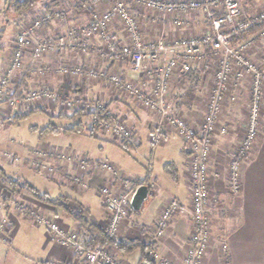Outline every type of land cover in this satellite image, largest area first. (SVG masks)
<instances>
[{
    "label": "crops",
    "instance_id": "crops-1",
    "mask_svg": "<svg viewBox=\"0 0 264 264\" xmlns=\"http://www.w3.org/2000/svg\"><path fill=\"white\" fill-rule=\"evenodd\" d=\"M239 1L241 12L247 18L254 13V8L263 3L262 0ZM127 2L131 12L137 17L147 40L172 42L184 33L195 36L210 30V20L202 11L180 15L176 12L152 13L151 10L135 6L131 0ZM108 3L101 4L99 9H105ZM59 5H63L67 10V15L63 20L52 15L53 9ZM43 11L49 12L51 19L44 29L35 33L36 40L42 37L54 38L70 26L79 27L87 24L91 10L84 7L81 0H38L22 15L30 14V18H33ZM20 19L21 24L23 20ZM174 19H181L182 24H175ZM110 30L115 41L114 53L104 61L105 67L110 70L120 69L124 79L140 81V83L151 81L149 71L156 69L159 62L145 60L140 71H133L128 58L121 56V46L128 43V36L121 22L113 21ZM256 32L257 28L253 27L233 40L255 37ZM255 44L247 50L248 56L251 55L253 58L259 52L255 50L256 48L253 49ZM261 46H264V43ZM100 48L101 42L98 36L93 35L89 39V49L84 54L79 52H66L63 55L47 54L34 62L31 52L26 50L24 53L25 66L21 73H17L15 78L10 80V86L11 88L15 86L14 91L21 86L22 92L46 86L55 92L58 99L76 95L87 100L98 98L105 102L113 114L122 117L132 127L136 136V142L133 144L114 138L110 140L107 136L103 138V141L110 140L119 143L134 154L141 152L144 146L149 147L150 145V163L145 172L137 169V171H130L128 176L139 182L130 187L132 193L137 186L145 184L149 189L148 197L137 212L130 207L127 218L120 225L116 240L128 239L139 240L146 244L151 243L155 260L164 259L173 264H181L191 233L188 188L189 153L184 139L176 135L171 126L165 123L163 143L152 146L149 142V133L159 120L156 114L143 109L136 102H131L128 97L113 89L103 79L88 82V79L81 76H61L55 72L50 74L38 72L35 75L30 73L34 66L55 67L60 61H67L70 65L77 64L83 70L97 68L101 65L98 57ZM11 52L7 54L5 49H0V73L6 67ZM262 68L264 69V66ZM213 73L214 68L206 67L201 61L193 63L189 72L178 71L170 79L171 89L174 92L167 101L172 111L190 124H199L205 113L204 103L214 82ZM133 77L136 79L134 80ZM145 88L148 90V87ZM249 95V77L230 80L226 91L227 99L223 104L219 120V125L227 126L228 135H219L215 139L208 174L210 202L206 214L212 233L227 242L228 264H264V118L260 120L262 131L258 132L250 154L242 162L240 191L233 194L228 189L229 157L241 140L246 120V114H242V108L248 106ZM44 105L50 104L45 103ZM49 108L44 107V114L47 117L49 115L54 117L56 110ZM9 113L3 114H7V120L12 122L13 115L8 116ZM37 132L33 133L37 135L33 143L27 142L13 146V150L25 158L21 165L12 166L3 156L2 158L0 156V168L7 175L26 181L50 197H68L71 206L83 211L87 221L102 228L106 221V212L99 196V188L108 185L113 189H120L119 179L99 166V162L103 159L92 160L86 154L88 157L86 176L88 186L79 190L73 182L76 164H65L55 157L58 151L70 150V147H63L56 142L58 139L65 138L69 133H49L40 138ZM33 150H40L44 153L38 160L44 159L48 165H51L54 168L52 174L47 176L45 172L36 167L34 163L38 160L33 155ZM71 151L80 153L75 149ZM155 162L160 165V168H153ZM39 175L44 176L46 180L40 178ZM179 183L187 191L185 197L178 195L175 189ZM0 191L5 197L0 205V264H72L75 261L76 255L73 248L60 244L47 226L37 222L31 212L58 223L63 229H76L87 234L72 217L67 216L60 207L39 201L26 191L12 193L2 182L1 177ZM93 196L96 197L95 203L92 202ZM170 198L178 201L179 211L171 217L164 232L157 235L156 221ZM147 201L149 204L144 206ZM104 247L110 248L112 256L122 264H143L139 249L132 252H120L109 245ZM217 247L215 240H211L201 264H224L221 251Z\"/></svg>",
    "mask_w": 264,
    "mask_h": 264
},
{
    "label": "built area",
    "instance_id": "built-area-1",
    "mask_svg": "<svg viewBox=\"0 0 264 264\" xmlns=\"http://www.w3.org/2000/svg\"><path fill=\"white\" fill-rule=\"evenodd\" d=\"M135 5L154 12L169 14L176 12L186 14L197 10L204 12L210 20V30L207 33L195 36H181L172 42L163 40H147L139 26L137 17L131 12L127 0H81V4L89 8L90 16L87 24L83 26H70L64 32L54 38L42 37L35 39V33L46 27L51 19L49 12L43 11L38 16L21 22L14 35L11 57L8 68L0 74V111L3 104L10 108H18L22 104H31L36 101L49 102L57 97L49 87L40 86L20 94L14 93L10 86L12 73L15 75L24 68V53L29 49L32 61L36 62L44 55L66 52H79L84 54L89 49V39L96 35L101 42L99 51L100 66L83 70L79 65H70L67 61H60L55 67L50 65L34 66L30 73L81 76L88 80H105L113 89L121 94L134 99L142 106L157 112L160 120L156 122L149 133V141L152 146L164 141L165 123L169 124L174 133L183 138L188 150L189 180L188 188L191 198V233L189 245L181 264H201L209 245L210 229L207 217V205L209 200L208 166L211 153V144L216 133V122L222 109V103L226 97V91L230 80L249 77V115L245 125L246 135L236 148V152L229 157V181L228 189L237 194L240 191L241 166L248 157L253 141L258 134L260 106L263 101L264 69L256 61L250 58L247 50L257 39H264V2L261 9L253 13L249 18H244L241 13L239 0H131ZM109 2L105 9L99 6ZM52 15L63 20L67 10L63 5L53 9ZM121 22L128 36V43L121 46L122 58H128L130 68L140 71L145 60L159 62L157 68L149 71L151 83L146 91L145 84H137L131 79H124L121 74L113 69H107L104 61L114 53V37L110 30L113 21ZM174 23L181 25V19H174ZM256 27L255 37H240L251 28ZM170 53L169 55H167ZM208 54L218 55L217 67L214 70V82L209 90L206 101L205 113L199 124L192 125L182 117L174 113L168 103L170 79L180 72H189L193 63L204 62ZM37 64V63H36ZM207 67V64H205ZM83 101L86 108L100 110L103 114L112 118L108 127L115 139L131 142L133 138L124 119L120 116H112L113 112L100 99L87 100L78 96L59 99V105H69L72 102ZM167 101V102H166ZM163 118V119H162ZM92 131L103 126L104 120L92 118ZM1 122V121H0ZM107 122V121H106ZM243 130V131H245ZM226 127H220L219 133H225ZM36 160L44 153L33 150ZM56 158L64 163L77 165L73 179L81 186H86L78 171H84L88 166V157L71 150L58 151ZM14 160V159H13ZM35 160V161H36ZM43 172L53 171L44 159L34 163ZM99 166L107 170L119 179L120 189H113L105 185L99 188V196L106 212V221L102 229L109 239H117L120 225L126 219L130 211L132 190L130 187L139 182L129 177L121 176L118 171L107 161H100ZM166 206V207H165ZM155 224L157 235H161L171 219L179 211V203L176 199L166 202ZM37 222L47 226L57 241L68 247H72L76 259L72 264H122L115 259L108 247L92 245L90 237L79 230L63 229L56 222L31 212ZM222 251H227V244L220 243ZM154 259L152 249L149 250ZM155 260V259H154ZM157 264H173L171 261L156 259ZM69 264V263H64Z\"/></svg>",
    "mask_w": 264,
    "mask_h": 264
},
{
    "label": "rangeland",
    "instance_id": "rangeland-1",
    "mask_svg": "<svg viewBox=\"0 0 264 264\" xmlns=\"http://www.w3.org/2000/svg\"><path fill=\"white\" fill-rule=\"evenodd\" d=\"M168 1H170V0H168ZM198 1H205V0H198ZM262 1L264 2V0H262ZM262 5L263 4H259L256 8H254L255 9V10L253 9L254 13L256 11H258L259 9L263 8ZM9 6H10V0H0V44H2L1 45L2 47L0 49H5L7 54H9V52L12 51L11 48H12L13 43H14V41H13L14 40V35L16 33L17 27L20 24V22H19L20 17H21V19L23 21H27L30 18V14H28L29 17L22 15V14L26 13L27 10L24 11L23 13H21V14H17ZM135 6H137V5H135ZM190 12H197V10H193V11H190ZM152 13H154V11H152ZM242 16L244 18H247V17H245L243 15V13H242ZM187 35L190 36V33L189 34L184 33V34H182L180 36H187ZM257 41L258 42H255L256 44L253 47V49L256 48L255 50H259V52L254 57L255 59L251 55H249V57L251 56L250 58H252L258 64L259 63L263 64V65H260V67L262 68V66H264V46H261V45H262V43H264V40L263 39H258ZM232 42H235V40L232 41ZM28 51H29V49H28ZM9 60H10V58H8V62L5 65L6 67L4 68V70L8 68L7 66H9ZM217 60H218V55L213 56V54H208L207 57L204 58L205 64H207V66L210 67L211 69L214 68V70L217 67ZM38 64H41V63H38ZM113 70L116 73L121 74L120 69H113ZM21 72H22V70H20L19 73H21ZM15 76L16 75L14 73H12V78L13 77L15 78ZM135 77H133L134 80L136 79ZM87 81L90 82L91 80H87ZM136 83L139 84L140 81H138ZM150 83H151L150 81L147 82V83H144L145 87H148V89H149V84ZM171 87L172 86L170 85V90H169V94H168L169 98H171V96H172V94L174 92V90H172ZM12 88L14 89L15 86H13ZM37 88L38 87H36V89ZM144 92H148V91L146 90ZM263 92H264V89H263ZM76 96H78L79 99L82 98V96H80V95H76ZM63 98H66V97H63ZM63 98L60 97V100L63 99ZM67 98H72V97H67ZM128 98L131 100V102L132 101L136 102L134 99H132L130 97H128ZM226 99L227 98L225 97L224 100H223V103H222V107H223V104L225 103ZM206 101H207V99H206ZM206 101L204 103L205 106H206ZM43 102H44L43 100L42 101H36V102L28 104V105L21 103V105L17 109L16 108H10L6 104H3L2 107H1V111L0 112L2 114L0 113V121H1L0 122V156H1V158L3 156V158L6 160V162H9V164H11L12 166H16V165H19V164L21 165L25 161V158H24L23 155L15 152L13 150V146L14 145L25 144L27 142L33 143L34 141H36V136L37 135L33 134V133H36V131H31V127L32 126L38 125V128L41 129V128L44 127L43 125H47L49 122H54L55 124L60 125V126H69V125L73 124L74 122H77V120H79V118H75L74 120H69V119L59 118V117H56V116L61 114V113L71 114L74 110L79 109V108H84L85 111H92L91 107L86 108L83 105L84 104L83 101H77L76 103L72 102L69 105H63L61 107L59 105V99L57 97H55L49 102L50 105H48V106H50V108L48 106L44 105L45 103L47 104V101L45 103H43ZM102 102H104V101H102ZM137 104L141 105L140 103H137ZM44 107L52 109V110L53 109L56 110L55 111L56 112L55 116L50 118V120H49V117H47L44 114V112L41 111V109H44ZM142 107H143V109H145L147 111H150V112H153L154 114H156V116L158 117L159 120L161 119L157 112L151 111L149 108H147L145 106H142ZM33 109H36V110L38 109V112L32 114V116H27V117H24V118H21V119H14V117H13L12 118V122L7 120V114H3V113H9V112L10 113L14 112V114L23 112L21 114H24L25 112L27 113V112H29L30 110H33ZM242 110H243V113L242 112L241 113L242 114H246V118H245L246 120H245L244 127H243L244 130H245L246 129L245 125H247L248 115H249V102H248V106H246L245 108H242ZM221 112H222V109H221ZM221 112L219 113L218 118H217V122H216V128H217L218 131H216V133L214 134V139H213V142L211 144V153H210V157H209V166H208L209 170H208V172L210 171L212 150H213V145H214L215 139L219 135H221V136L228 135L227 126H225V124L219 125L220 116L222 114ZM10 113L8 114V116L13 115V114H10ZM259 114H260L259 115L260 116L259 121L260 120L262 121L263 118H264V94H263V101H262V105L260 106ZM112 116L114 117L115 114H112ZM53 118H56V119H53ZM92 118L93 117H91L90 115L83 116L81 118V120L83 122V129L81 131L69 133L65 138L58 139V141H56V142L61 144V145H63V147H66V146L70 147V150L75 149L76 151H79L80 153H83V155H85V156L89 155V157H91L92 160H95V159L106 160L107 162L111 163V165L118 171V173L121 176L128 177L130 171H137V169L140 170L141 172H145V169L149 166V163H150L149 162L150 157H151L150 145H149V147H145L144 146L143 150L141 152H139L137 154H134L132 151L126 150L121 144L116 143L114 141H110V140H112L114 138V136L110 132L109 127L107 126L108 122H110L109 120L112 121L111 117H109V120H104L105 124L103 126H101L100 129L95 130V131L90 130L91 129V124H92V121H93ZM123 121H124L126 127L129 130H131V132H132V136L131 137L133 138V140H132V144H133V143L136 142L135 133H134L132 127L125 120H123ZM260 125L261 124L259 123L258 132L262 131V128H261ZM220 127H226V132L223 133V134L219 133V128ZM246 134H247L246 130L243 131L242 136H241V140L244 139ZM91 135H94V136H91ZM106 136H107V138L110 137L109 141H103L104 140L103 138L106 137ZM257 137H258V134H257L256 138ZM256 138L254 139L252 146H254V144L256 142ZM241 140H240L239 144L241 143ZM124 142H127V141H124ZM129 143H131V142H129ZM162 143H163V141L160 144H162ZM238 145L236 146V148H238ZM235 149L230 153V156H232L236 152ZM60 161L64 163L63 160H60ZM16 162H18V163H16ZM65 164H68V163H65ZM49 166H51V165H49ZM75 166H76V169H77V165H75ZM36 167H38V166H36ZM158 167L160 168V165H158L155 162L153 168L157 169ZM228 167H229V164H228ZM13 168H15V167H13ZM87 170H88V166H87V169H85L84 171H82V170L78 171V173L81 176L82 180L84 182H86V184H87L86 186L79 185L73 179V182L75 183V185L78 186L79 190L81 188L85 189L88 186L87 177H86L87 176ZM10 171H12V170H10ZM53 172H54V168H53V171H50L49 173H46V174H47V176H49ZM39 177L44 179V180H46V178L44 176H42V175H39ZM130 179H132V177H130ZM228 181H229V173H228ZM175 189H176L178 195H180L181 197H185L187 195V191H186V189L184 188V186L181 183H179ZM171 199H175V198H170V199H168V201H170ZM4 200H5L4 194H3L2 191H0V205H1V203ZM67 202H68V206L70 208H72L73 210L74 209L75 210L78 209V208L76 209V208L72 207L70 202H69V200ZM92 202L93 203L96 202V197L95 196L92 197ZM209 202H210V191H209V200H208L207 208L209 206ZM146 204L148 205L149 202L147 201L144 204V206ZM165 205H166V203H165ZM190 206H191V198H190ZM19 207H22V206H19ZM65 214H67V213H65ZM133 214H135V212H133ZM67 216H70V215L67 214ZM209 229H210V227H209ZM213 239L215 240V245H218L217 248L219 249V251H221V257H222L223 263L224 264H228L227 251H225V252L222 251V249L220 247V243H226L227 244V242L222 237L217 236V235L215 236L212 233L211 229H210L209 245H210V241L213 240ZM206 252H207V250H206Z\"/></svg>",
    "mask_w": 264,
    "mask_h": 264
},
{
    "label": "trees",
    "instance_id": "trees-1",
    "mask_svg": "<svg viewBox=\"0 0 264 264\" xmlns=\"http://www.w3.org/2000/svg\"><path fill=\"white\" fill-rule=\"evenodd\" d=\"M38 0H10V6L17 14H21L26 10H29ZM1 47V46H0ZM21 86H18L15 89L14 93L20 94L22 92ZM41 111H45L41 109ZM38 112V109L30 110L24 114H13L14 119H21L31 115L32 113ZM90 115L91 117L97 118L99 120H109V117L103 114L100 110L93 111H85L84 108H79L74 110L71 114L61 113L56 117L74 120L75 118H79L77 122L69 126H60L55 124L54 122H49L46 126L39 129L37 126H32L31 131H38V136L41 138L49 133H70V132H79L83 129V122L81 118L83 116ZM52 118V115H49ZM94 136V135H91ZM0 177L2 182L8 186L12 193H20L22 191H26L35 199L51 204L53 206L60 207L65 213L70 215L79 226L87 232L90 237V243L92 245H99L104 247L105 245H109L116 251L120 252H132L136 249L140 250L141 260L144 264H156L155 260L151 257L149 250L153 249V244H146L139 240H116L109 239L106 237L103 229L98 225L90 223L84 217L83 211L80 209L73 210L68 206V197L58 196V197H50L47 193L41 192L35 187L31 186L24 180L19 178H14L5 173L3 169L0 168ZM137 212V211H136Z\"/></svg>",
    "mask_w": 264,
    "mask_h": 264
},
{
    "label": "water",
    "instance_id": "water-1",
    "mask_svg": "<svg viewBox=\"0 0 264 264\" xmlns=\"http://www.w3.org/2000/svg\"><path fill=\"white\" fill-rule=\"evenodd\" d=\"M148 192V186L145 184H140L136 187L130 200V207L134 211H138L141 209L143 202L148 197Z\"/></svg>",
    "mask_w": 264,
    "mask_h": 264
},
{
    "label": "bare ground",
    "instance_id": "bare-ground-1",
    "mask_svg": "<svg viewBox=\"0 0 264 264\" xmlns=\"http://www.w3.org/2000/svg\"><path fill=\"white\" fill-rule=\"evenodd\" d=\"M103 161V160H102ZM111 164V163H110ZM75 169V168H74Z\"/></svg>",
    "mask_w": 264,
    "mask_h": 264
}]
</instances>
